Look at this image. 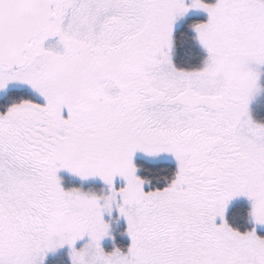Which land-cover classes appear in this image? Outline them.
I'll list each match as a JSON object with an SVG mask.
<instances>
[{
  "label": "snow or ice",
  "instance_id": "snow-or-ice-1",
  "mask_svg": "<svg viewBox=\"0 0 264 264\" xmlns=\"http://www.w3.org/2000/svg\"><path fill=\"white\" fill-rule=\"evenodd\" d=\"M262 70L264 0H0V264H264Z\"/></svg>",
  "mask_w": 264,
  "mask_h": 264
},
{
  "label": "trees",
  "instance_id": "trees-1",
  "mask_svg": "<svg viewBox=\"0 0 264 264\" xmlns=\"http://www.w3.org/2000/svg\"><path fill=\"white\" fill-rule=\"evenodd\" d=\"M205 17L204 16H198V15H192V17L186 18L185 20H183L180 24V28L182 30H186V26L196 20H203ZM31 95V92L28 90H23V89H13V91L9 92L6 97L4 99H2L0 101V103L6 102L11 98H19L21 96L23 97H28ZM255 112V118L258 122L260 123H264V108H258L254 110ZM78 183H69L67 184L68 187L70 186H78ZM240 211H241V215L237 216L233 219V223L240 226L241 228L247 227V222H246V218L243 215V210H244V204L243 202H241L240 204ZM125 226H123L122 229H120L117 233H116V244L121 246V247H125L128 244V238L124 236V228ZM47 264H70V259L66 254H61L55 257H52L48 260Z\"/></svg>",
  "mask_w": 264,
  "mask_h": 264
},
{
  "label": "rangeland",
  "instance_id": "rangeland-1",
  "mask_svg": "<svg viewBox=\"0 0 264 264\" xmlns=\"http://www.w3.org/2000/svg\"><path fill=\"white\" fill-rule=\"evenodd\" d=\"M192 15H198V16H204V14L203 13H192V14H190L187 18H189V17H192ZM205 17V16H204ZM262 71H264V70H262ZM261 84L262 85H264V75H262V77H261ZM10 88H13V89H23V90H28L26 87H21V86H17V85H13V86H11ZM29 91V90H28ZM2 95H5V93H0V100H1V98H2ZM258 108H264V91H261L256 97H255V99L251 102V104H250V113H251V116H252V118L255 120V121H257L256 120V118H255V112H254V110L255 109H258ZM258 122V121H257ZM61 176H62V178H63V180H64V182H65V186L66 187H68L67 186V184H69V183H78V184H80V181H78L77 179H75L74 177H71L68 173H66V172H62L61 173ZM90 184H91V182H89V183H86V184H84L83 186L85 187V188H87V187H89L90 186ZM123 226H125L126 227V225L124 224V222L121 220V221H116V220H113V222H112V233H113V235L116 237V233L120 230V229H122L123 228ZM124 227V228H125ZM124 234V233H123ZM124 236L125 237H127L125 234H124ZM115 243H116V240H115ZM112 245H113V241H111V240H106L105 241V248H106V250H111V248H112ZM61 254H66L67 256H68V249L67 248H63V249H60V250H58L56 253H54V254H49V256H48V258H47V260H46V264H47V262H48V260L50 259V258H52V257H55V256H58V255H61ZM69 257V256H68Z\"/></svg>",
  "mask_w": 264,
  "mask_h": 264
},
{
  "label": "flooded vegetation",
  "instance_id": "flooded-vegetation-1",
  "mask_svg": "<svg viewBox=\"0 0 264 264\" xmlns=\"http://www.w3.org/2000/svg\"><path fill=\"white\" fill-rule=\"evenodd\" d=\"M11 91H13V88H9L8 92L5 93V95H2L1 100L4 99V98L6 97V95H7L9 92H11ZM1 100H0V101H1Z\"/></svg>",
  "mask_w": 264,
  "mask_h": 264
}]
</instances>
